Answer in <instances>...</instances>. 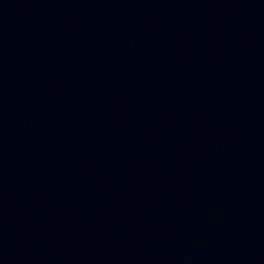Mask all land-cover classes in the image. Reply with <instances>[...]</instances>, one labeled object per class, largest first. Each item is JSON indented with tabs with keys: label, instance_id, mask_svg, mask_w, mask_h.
Wrapping results in <instances>:
<instances>
[{
	"label": "water",
	"instance_id": "1",
	"mask_svg": "<svg viewBox=\"0 0 264 264\" xmlns=\"http://www.w3.org/2000/svg\"><path fill=\"white\" fill-rule=\"evenodd\" d=\"M0 264H264V0H0Z\"/></svg>",
	"mask_w": 264,
	"mask_h": 264
}]
</instances>
